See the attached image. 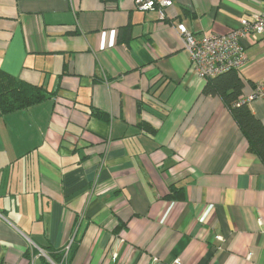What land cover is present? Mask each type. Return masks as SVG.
Wrapping results in <instances>:
<instances>
[{
	"label": "crops",
	"instance_id": "crops-1",
	"mask_svg": "<svg viewBox=\"0 0 264 264\" xmlns=\"http://www.w3.org/2000/svg\"><path fill=\"white\" fill-rule=\"evenodd\" d=\"M262 12L0 0V69L49 94L0 116V264H264V163L177 30L226 34ZM243 43L246 98L264 46ZM249 105L264 126V98Z\"/></svg>",
	"mask_w": 264,
	"mask_h": 264
},
{
	"label": "built area",
	"instance_id": "built-area-1",
	"mask_svg": "<svg viewBox=\"0 0 264 264\" xmlns=\"http://www.w3.org/2000/svg\"><path fill=\"white\" fill-rule=\"evenodd\" d=\"M173 5L174 0H136L138 10L156 11L163 21L167 19V9ZM177 30L195 71L207 80L231 70H241L248 61L244 40L249 39L264 46V12L243 18L238 28L226 34L196 36L184 24H179ZM257 98H264V88L261 85L250 96L244 97L248 102Z\"/></svg>",
	"mask_w": 264,
	"mask_h": 264
},
{
	"label": "trees",
	"instance_id": "trees-1",
	"mask_svg": "<svg viewBox=\"0 0 264 264\" xmlns=\"http://www.w3.org/2000/svg\"><path fill=\"white\" fill-rule=\"evenodd\" d=\"M244 87L239 71L231 70L207 79L204 94L223 100L247 139L249 150L264 163V126L254 115L250 102L245 101ZM48 97L44 88L21 81L0 69V116L28 109Z\"/></svg>",
	"mask_w": 264,
	"mask_h": 264
}]
</instances>
